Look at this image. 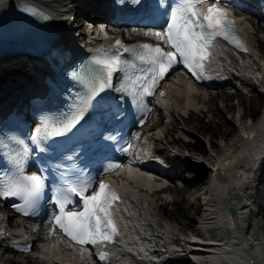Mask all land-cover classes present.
Masks as SVG:
<instances>
[{"label":"bare ground","instance_id":"6f19581e","mask_svg":"<svg viewBox=\"0 0 264 264\" xmlns=\"http://www.w3.org/2000/svg\"><path fill=\"white\" fill-rule=\"evenodd\" d=\"M32 1L49 14L65 41L69 40L72 33L78 31L73 16L75 12L87 14L91 10L100 9L99 0ZM4 2L5 0H0V6ZM262 18L264 17L256 15L246 17L243 13L239 14V29L249 43L250 53L244 56L236 55L217 44L214 47L212 66L213 69L223 71V73L214 74L215 78L221 80L228 75L236 76L242 80L244 91L257 93L260 97L264 95L262 92L264 82L258 87L252 86L249 82L259 75V72H256L257 68L264 69V52L261 50L264 43L254 37L255 27L252 23V20L264 21ZM80 26L82 27V22ZM259 28L264 29V23H261ZM147 36L150 37V35ZM91 38L103 41L106 39L104 35ZM3 63H0V84L4 81L15 83L19 79L23 80L30 72L24 66L5 68L7 65H1ZM167 82L168 89L165 97L156 102L159 107L157 115L161 117V114H164L162 124L158 125L154 121L157 126L152 130L148 128L141 137L134 164L135 172L121 173L118 176L124 182L123 202L118 206V211L123 214L124 219L121 218L122 236L119 244L103 248L108 263L156 264L155 259L159 256L165 257L166 252L171 254L177 252L178 249L173 246L164 245L165 252L154 253L160 248V245L155 244L158 238L170 244L175 234L171 225L163 224L161 221L159 212L156 211L158 206L156 196L161 194L165 197L166 203L175 205L176 200L171 197V194L183 189L181 197L183 201L191 203L199 196L203 198L200 221L190 235L191 241L187 242L189 246L185 249L190 257L204 264H264L263 226L259 224L255 226L252 223L257 216L256 209L264 210V107L254 122L244 123L241 120L239 130L233 136L230 130H225L221 136L224 141H227L218 144L210 142L214 149L208 148L206 153L201 150L199 155L183 159L163 157L164 160L172 162L171 170L164 175L165 179L169 181L174 178L181 179L186 170L189 175L193 174L190 181L189 175L186 177L189 182L182 185V188L174 186L167 189L160 187L164 182L163 179H155L150 174L153 172L155 161L159 158L156 154L161 152L160 149L153 148V145L159 140L163 141L162 134L176 128V132L181 136L195 138L192 130L194 126L190 125L191 113L187 117L183 115L187 110L192 109L203 113L202 115L209 113L211 119L214 120L217 117L215 121L218 124H224L228 123L224 116V108L235 109L234 104H225L224 108L217 107L219 99L226 101L229 97L228 92L221 85H217L216 89L194 88L190 87L180 75L170 77ZM237 91V95L242 93L239 89ZM10 92L15 90L8 92L9 97L14 95ZM21 97L27 98L26 93L21 94ZM6 99L8 98H0V109L6 107L0 110V116L9 113L13 106V104L7 105V101L1 102ZM238 104H243V96ZM174 113L183 116L181 117L182 126L178 125L177 119H173ZM254 113L250 114L254 115ZM245 116L244 112L241 113L242 119ZM204 131L206 132V129ZM212 138L213 136L210 140ZM196 147V145L192 146V149L195 150ZM215 148H218V152ZM218 168L222 175L212 179L213 172ZM230 205L239 207L237 230L229 215ZM9 225L10 228H8ZM12 231L15 232V237L31 244V250L28 254H15L16 259H12L11 253L2 254L0 264H22L27 256L32 258H28L27 261L32 264H96L93 261L92 252L99 250L98 248L93 251L79 252L66 245L58 233L50 228L49 222L43 221L39 227L30 223H20L12 213L6 211L5 207L0 206V235H9ZM218 234L219 237H213ZM9 239L8 236L2 238L0 250ZM251 242L255 245H250ZM3 256L7 258L1 259Z\"/></svg>","mask_w":264,"mask_h":264},{"label":"snow or ice","instance_id":"6c2138e0","mask_svg":"<svg viewBox=\"0 0 264 264\" xmlns=\"http://www.w3.org/2000/svg\"><path fill=\"white\" fill-rule=\"evenodd\" d=\"M205 2L206 0H185L184 4L171 11L169 17L171 22L167 27V31L155 33L157 38L163 37L164 43L168 44L174 51H165L161 47L151 45L142 46L143 49L148 50L146 53L124 49V51H132L134 55L139 57L141 62L151 65L150 76L144 77V79L152 81L151 84L144 87L147 94H151L150 89L155 86V79H162L178 62V57L182 58L184 66L199 78L196 69L201 66L200 61L203 59L201 53L207 47L208 40L202 31H197L198 27L203 28L204 25L200 23L201 17L199 12L196 11V5ZM203 20L207 22V27L212 29L213 36L223 35L225 39L231 38L234 40L230 33L234 29L235 21L229 19L225 10L217 7L215 2L207 9ZM234 42L236 41L234 40ZM236 43L237 47H243L239 42ZM117 45L123 47L119 41H117ZM94 62L101 66L102 72L97 76L98 84L92 87L88 99L110 86L108 81L113 73L119 70L120 66L118 55L104 59L97 58ZM82 118L83 111L78 110L70 118H66L61 125L53 126L48 135L63 136L71 131ZM44 187L45 182L42 177L38 175L25 176L19 181L0 184V198L20 197L24 199L25 204H33L42 195ZM90 187V181L81 184L69 182L63 191L57 194L55 203L59 205L60 214L55 219L65 234L77 243L95 245L111 242L112 236L117 233V230L109 208L112 201L117 199V196L104 183L99 184V191L87 194ZM73 195L83 201V212L65 211L66 205L72 203L71 197ZM17 211H23V209L17 208ZM109 227L111 228L110 232H108ZM101 258H104V254H101Z\"/></svg>","mask_w":264,"mask_h":264},{"label":"rangeland","instance_id":"374dc122","mask_svg":"<svg viewBox=\"0 0 264 264\" xmlns=\"http://www.w3.org/2000/svg\"><path fill=\"white\" fill-rule=\"evenodd\" d=\"M86 14L84 13H79L75 12L73 15L75 18V27L77 30L82 31V27L80 26V23L83 20V16ZM82 18V19H81ZM253 26L255 27L254 30V37L258 38L264 43V29L259 28V25L264 23L263 20H255L253 21ZM80 27V28H79ZM76 32V31H75ZM78 33V32H76ZM261 50L264 52V46L261 48ZM211 92H215L216 90H210ZM264 94V89L262 90ZM229 95L228 99L226 101H223L219 99L217 101V107L219 108H224L225 104L227 105H235V109H225L224 108V116L225 119L228 120V123L224 124H218L217 117L211 119V114L207 113L205 115H202L203 113H198V112H191V126H194L193 133H195V138H190L189 140L184 136L182 137L181 134L176 132V128L171 129L169 132H165V135L162 136V140H159L154 144L156 149H160V154L162 157H167V158H177V159H183V158H192L194 155H199L201 150H204L206 153L209 148V143L210 142H215V143H223V138L221 134L225 130H230L231 131V136H233L238 130H239V115L241 113H245L246 116L243 120L244 123H252L254 122L260 115L262 108L264 107V95L260 97L257 93H240L237 95L232 94V93H227ZM243 96V104L239 105L238 101L239 99ZM251 112H255L254 115L256 114V117L249 119L248 116L250 115ZM175 115L173 116V119L178 120V125L182 126V120L181 117L182 115H179L177 113H174ZM158 115L155 114L153 119H151V125L150 129H154L157 125H161L164 117H158ZM216 120V121H215ZM156 121V122H154ZM193 122V123H192ZM195 124V125H194ZM206 129V132L204 131ZM213 136V138L210 140V137ZM192 140V141H191ZM225 140L224 142H226ZM188 143H194L197 148H200V150L195 151L197 153H194L190 151L191 147L190 145H187ZM194 145V146H195ZM218 152V148H215ZM215 150V151H216ZM180 158H178V157ZM203 157L205 155L202 154ZM196 157V156H195ZM207 157V156H206ZM174 162V160H173ZM172 164V162H171ZM184 175L187 177L189 175V172L186 170L184 172ZM193 174L189 175V181L190 178H192ZM188 179V178H187ZM186 178H183L180 184L185 185L189 181H187ZM192 182V181H191ZM182 188V187H181ZM183 189L179 190L178 193L173 192L171 195L172 198H175L176 203L174 204H169L165 202V197H163L161 194L156 196L157 199V212H159V216L161 217V221H163V224H169L171 227L174 229L175 234L173 239H177L179 241H184L185 238H190L189 233L193 232L199 221H200V216L203 212V207H202V196L197 197L194 199L191 203L187 202L186 200L183 201L181 200V197L183 195ZM7 211V210H6ZM170 214V215H169ZM170 216V217H169ZM261 225L263 226L264 230V218H262ZM191 228V229H190ZM219 237V234L217 235ZM173 246L175 249H178L177 252L171 254L170 252H166V256L170 257L171 260L168 261L167 264H190L188 263L187 260H189L192 264H195L192 260L188 258V256L184 257V249L185 247L182 245L180 246L179 244H175L172 240L170 244L167 245V247ZM168 249V248H167ZM179 249L181 250L179 252ZM12 259H16L17 256L15 254L11 255ZM173 257H175L177 260H179L181 257V260L179 262L174 263ZM7 256L1 257V259H5ZM28 258L32 259L31 257L27 256L25 259H23L22 264H32L31 262H27ZM160 259V261H159ZM157 264H162L163 262L161 261V256H159L157 259ZM198 264H204L197 262Z\"/></svg>","mask_w":264,"mask_h":264},{"label":"water","instance_id":"95a60500","mask_svg":"<svg viewBox=\"0 0 264 264\" xmlns=\"http://www.w3.org/2000/svg\"><path fill=\"white\" fill-rule=\"evenodd\" d=\"M228 210H229V213H230V215H231V217L235 223L236 229H238L237 224H236L237 219H238V215H239L238 205H230Z\"/></svg>","mask_w":264,"mask_h":264},{"label":"trees","instance_id":"16d2710c","mask_svg":"<svg viewBox=\"0 0 264 264\" xmlns=\"http://www.w3.org/2000/svg\"><path fill=\"white\" fill-rule=\"evenodd\" d=\"M254 116L256 117V115H254ZM188 145H191V146H190V147H191L190 150H194V149H192V146H194V143H188ZM195 150H200V148H197V147H196ZM187 261H188V263L192 264L189 260H187Z\"/></svg>","mask_w":264,"mask_h":264}]
</instances>
